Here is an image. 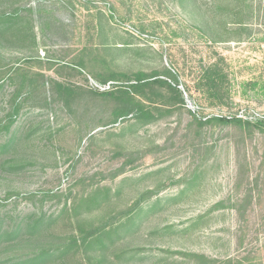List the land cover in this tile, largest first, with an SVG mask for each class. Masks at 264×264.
Returning <instances> with one entry per match:
<instances>
[{
	"label": "rangeland",
	"instance_id": "rangeland-1",
	"mask_svg": "<svg viewBox=\"0 0 264 264\" xmlns=\"http://www.w3.org/2000/svg\"><path fill=\"white\" fill-rule=\"evenodd\" d=\"M14 13L27 35L0 34V124L21 109L0 135L14 140L0 151L1 213L5 230L61 218L3 242L0 261L46 248L41 264H264V130L214 120L264 116V0H0V18ZM218 60L222 101L196 86ZM112 75L177 84L185 104L157 85L155 103L138 97L157 118L143 125L102 94L128 88L103 85Z\"/></svg>",
	"mask_w": 264,
	"mask_h": 264
},
{
	"label": "trees",
	"instance_id": "trees-1",
	"mask_svg": "<svg viewBox=\"0 0 264 264\" xmlns=\"http://www.w3.org/2000/svg\"><path fill=\"white\" fill-rule=\"evenodd\" d=\"M11 32H16L19 38L22 37L21 39H25V36L27 35V30L23 24L21 25V18L18 16V13H14L9 17L5 16L0 18V34H6L8 36V34H10ZM223 63L224 62L222 60H218L210 64L208 67L204 68L203 73L196 84L197 89L205 92L207 96L212 100L217 99L219 101H222L223 98V86L226 78ZM131 79L132 78L124 75H112L107 79L102 80V84L105 86L110 81L130 82V84H127L128 88L126 89L121 88L115 91H105L102 94H104L105 96L112 97H115L116 95L118 96V100H120V102H122L124 105L130 107L132 106L134 108V112L137 113L135 115L136 119L139 121V123L143 125L150 124L153 121H156L157 118L155 117L152 111L145 109V106L141 101H137L138 97L151 101V103H155L149 97L148 92H151V94L153 95V92L156 90L157 85H165L167 86V89L173 93V95L168 98L156 95L160 96L161 99L165 100V103L167 105L175 104V102L185 104V98L177 84H167V82L165 81L155 79V77H152V75L151 77L146 75H138L137 77H135V79ZM55 85L57 86V91H59L60 93L70 94L71 92H74L73 88L65 86L62 83H55ZM253 86L254 88L257 87L258 83H254ZM22 88L28 89V94L31 95L36 88V79H28L27 77H24ZM20 110V107H16L13 113L9 116V122L7 123L6 121L5 124H0V135L3 133L2 131H9L10 128L15 124L20 114ZM214 120L220 121L222 123L233 122L237 125L245 127L247 130H264V116L262 118H255L254 120H243L242 118L237 116L231 119H228L226 117H215ZM13 141L14 140H10L8 143L1 145L0 151L7 152L11 147V143ZM97 199L98 198L89 199L84 205L83 209L86 211H90L100 205V201ZM3 207L4 204H0V245L5 241L16 239V237H20L22 235L25 236L29 234L33 237L40 236L43 230L50 228L54 224L55 220L61 218L59 217V215H46L45 213H41L38 216L30 217L31 221L27 222L26 225L24 224V220L22 221L21 219H19L20 222L15 221V226L12 229L5 230L6 217L4 216V214L1 213ZM80 211L77 208L74 209L75 214H79ZM134 211L135 207L130 209L129 211H126L125 214L131 215ZM61 213L63 216L64 214L68 213V210L64 209ZM106 228L107 227L105 226L99 227L91 231H86L85 235L82 237V241L86 242L87 240H91L94 237H99L103 233H106ZM120 232L121 230L119 231V233ZM79 242L80 240L76 238L72 239V241L65 247V249L61 250L62 254H66L72 250L78 249L80 247ZM52 254L53 252L51 251V249L41 248L38 251L30 253L24 258L21 256L15 257L14 259L10 260L12 262L11 264H41L46 259L51 258L53 256ZM0 264H7V260L0 261Z\"/></svg>",
	"mask_w": 264,
	"mask_h": 264
}]
</instances>
